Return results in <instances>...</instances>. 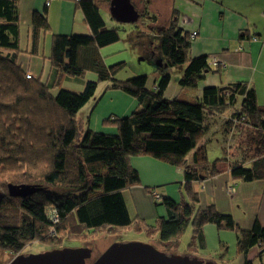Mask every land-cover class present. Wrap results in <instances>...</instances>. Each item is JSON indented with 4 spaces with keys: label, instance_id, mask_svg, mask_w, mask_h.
I'll return each instance as SVG.
<instances>
[{
    "label": "trees",
    "instance_id": "obj_1",
    "mask_svg": "<svg viewBox=\"0 0 264 264\" xmlns=\"http://www.w3.org/2000/svg\"><path fill=\"white\" fill-rule=\"evenodd\" d=\"M75 1L90 34L53 35L48 57L51 69L65 77L91 71L99 82L109 83L107 90L124 93L138 106L126 117L103 121L105 127L116 130L115 134L97 133L82 125L78 114L95 95L97 84L86 82L81 93L59 89L52 94L49 83H41L32 73L26 78L29 72L17 64L18 6L14 0H0V250L19 255L35 241L58 245L64 237L78 239L85 232L130 227L123 194L140 184L130 159L146 156L180 168L184 180L177 203L152 194L166 215L154 228L143 219L137 220V230L158 234L161 242L171 243L177 242L190 224L192 242L202 246L203 227L211 224L236 234L240 255L246 257L253 248L264 255V227L255 221L249 230H242L230 214L218 212L214 205L201 209L194 189L196 183L226 172L234 181L264 182V106L258 105L255 91L238 82L204 89L200 96L169 100L163 96L168 74L154 89H146L143 76L117 80L114 75L124 63L106 66L99 50L118 42V31L106 28L93 0ZM48 29L46 11L34 12L32 54L37 55L40 36ZM160 31L153 50L166 65L161 68L181 69L178 83L182 92L195 91L205 74L217 72L208 56L190 57L188 35L177 27L175 13L169 26ZM228 109L227 132L247 128L256 132L257 141L263 140L248 167L245 159L209 162L207 158L203 139L213 130L209 122ZM9 184L41 190L13 198L7 194ZM146 191L151 194V190ZM50 230L55 237L49 236Z\"/></svg>",
    "mask_w": 264,
    "mask_h": 264
},
{
    "label": "crops",
    "instance_id": "obj_2",
    "mask_svg": "<svg viewBox=\"0 0 264 264\" xmlns=\"http://www.w3.org/2000/svg\"><path fill=\"white\" fill-rule=\"evenodd\" d=\"M14 1L17 3L19 12V45L22 34L21 26L24 25L28 42L26 47H30L31 19L34 12L46 11L50 18L58 19L60 25L57 33L60 35H72L78 31L85 35L90 34V28L75 0H54L48 6H45L46 0ZM93 1L98 7L96 1ZM98 9L100 12L99 7ZM263 9L264 0H173L172 13L176 15L177 27L188 35L190 57L206 55L210 64L217 63V67L213 69L217 72H223V75H219L218 79L209 78L216 73L210 72V74L204 75L203 80L212 79L214 81L211 82L212 86L217 88L243 82L250 89L251 85L254 86L255 80H264ZM104 10L109 11V8ZM75 17L80 20L77 25L74 24ZM193 32H196L197 35L191 38L190 35ZM155 37L154 35L149 37L150 45H153ZM43 42L39 43L37 55L40 51L45 52L47 42L46 40ZM28 57L35 60L37 58L32 55H28ZM17 64L20 65L18 59ZM48 65L50 67V64ZM25 71L32 73L27 69ZM32 75L34 74L32 73ZM197 88H199L198 85ZM197 88L196 95L193 96L201 95L202 90ZM112 95H115L118 100L128 99L118 91ZM100 100L102 97L95 101L93 109ZM128 101H130V106L134 111L138 106L137 102L133 98ZM130 108H128L127 115H124L125 117L128 116ZM86 119L85 122L82 119L83 125L91 129V120L86 121ZM86 122H88L87 125ZM214 132V130L209 131L203 141L207 143L214 141L215 145L218 144L222 147L223 139L216 136ZM235 160L234 162H239V160ZM251 161V159H246L243 162L248 167ZM130 165L137 171L140 179L138 186L127 190L130 191V195L136 203L137 196H141V203H149L153 196H150L151 194L166 196L175 202L180 201L181 185L184 180L180 168L172 167L146 156L131 158ZM229 186H233L232 191H230ZM146 189L151 190V194ZM194 189L198 193L201 209L214 205L218 212L230 214L242 230H249L255 221L264 227L263 181H234L226 172L201 183H196ZM123 196L126 203L125 192ZM126 206L129 212L127 203ZM137 216L141 217L140 214ZM202 231L203 245L200 246L195 241H191L189 244L188 250L196 258L211 261L214 264H252L257 259L262 263L264 262V255H259L258 248L251 249L246 257L240 255L237 252L236 234L234 232L218 230L211 224L205 225Z\"/></svg>",
    "mask_w": 264,
    "mask_h": 264
},
{
    "label": "rangeland",
    "instance_id": "obj_3",
    "mask_svg": "<svg viewBox=\"0 0 264 264\" xmlns=\"http://www.w3.org/2000/svg\"><path fill=\"white\" fill-rule=\"evenodd\" d=\"M100 8V14L106 24L108 30L115 29L119 34V41L103 47L99 50L100 56L103 59L106 66H113L118 63H124V66L119 69L114 78L117 80H127L137 76L145 77V87L146 89H154V87L159 83L160 79L164 75H169V83L164 90L163 96L165 99H176L180 96L194 97L196 95V90H186L182 92L179 86V79L181 77V69L176 68L173 71L167 68H161L157 65L158 61L162 62L160 55L156 50H153L157 46V39L151 44L149 39L150 36L154 37L161 34L160 29L167 28L173 17L172 13V3L173 0H130L134 8L139 13V19L133 24H123L116 22L110 15L108 10L109 0H95ZM47 21L49 29L46 33L40 36V43L46 40L45 52L40 51L38 55L31 53V48H27V34L25 32V26H21V43L17 52V59L19 64L22 66L23 70L31 71L41 83H49L50 92L56 94L59 89H64L73 93H81L86 82L91 81L97 84L95 95L90 99V101L80 110L78 114V119L81 121L85 119L91 121V129L97 133H108L115 134L116 130L113 127H105L103 121L110 119L111 117H125L127 115L128 108H130V113H132V106H130L131 97L124 94L128 99L118 100L112 93L116 92L114 90H107V82H99L98 77L95 73L87 70L77 77H65L61 74L53 72L49 67V61H47L50 55V40L53 35H57V30L60 22L56 18H50L47 14ZM79 19L74 18V24L79 23ZM156 32V33H155ZM83 32H76L77 35H84ZM150 34V35H149ZM153 34V35H152ZM46 38V39H45ZM156 38V37H155ZM264 38V35L262 36ZM44 43V42H43ZM31 45V43H30ZM28 55L37 57L29 58ZM48 62V63H47ZM177 71V72H176ZM207 74H210L207 73ZM219 75H223V72H216L215 75L211 77L219 78ZM214 81L212 79H200L197 83L199 88L197 89H207L213 88ZM256 85V86H255ZM256 93L257 103L259 106H264V80H255L254 86H250ZM198 90V91H199ZM200 90V91H201ZM109 94V95H108ZM100 97L102 100L99 101L98 105L95 106V101ZM129 104V105H128ZM128 107V108H127ZM127 108V110H124ZM230 110L222 117H218L215 121L211 120L209 126L213 128L216 136L223 139L222 147L218 144L215 145L214 141L207 143V158L209 162H213L217 159H227L232 161V159L242 160V159H252L259 154V147L261 142L257 141V136L255 131L251 129H242L239 131V127L229 130L231 135L229 136L227 132L226 118H229ZM90 115V116H89ZM208 121V118H206ZM88 122H86L87 125ZM246 131V132H245ZM226 136L222 137V134ZM219 139V138H218ZM225 139V140H224ZM202 141H199L201 143ZM227 142V143H226ZM129 190V189H128ZM127 191V190H126ZM125 191L126 203L129 208V216L132 220V224L128 228H112V230H102L93 233L85 232L82 233L81 237L78 239L64 237L63 241L56 245L54 243H47L42 241H35L25 246L20 254H38L47 252L54 249L61 248H89L91 250V257L86 260V264H92L111 244L113 243H144L153 246L158 251L169 255L177 256H188L195 257L189 252V244L191 243V225L189 224L185 231L178 238V242L163 243L159 239L158 234H147L144 231H139L136 229L137 220L143 219L144 223L150 228L156 226V222L160 217L166 215L165 208L157 202L152 194L150 196V202L145 204L140 202V197L137 196V203L133 200L130 195V191ZM140 195V194H139ZM177 203V202H176ZM138 204V206H137ZM139 207V208H138ZM140 214V216H137ZM197 245V244H196ZM18 255V254H17ZM17 255H13L7 251L0 250V264H9V262ZM202 260V259H201ZM207 261V260H202ZM252 264H264L260 262L259 259L254 261Z\"/></svg>",
    "mask_w": 264,
    "mask_h": 264
},
{
    "label": "water",
    "instance_id": "obj_4",
    "mask_svg": "<svg viewBox=\"0 0 264 264\" xmlns=\"http://www.w3.org/2000/svg\"><path fill=\"white\" fill-rule=\"evenodd\" d=\"M109 13L118 23L133 24L140 15L130 0H110ZM158 66L163 65L161 61ZM41 189L31 185L7 186L10 197L25 198ZM91 257L89 248H61L38 254L15 256L9 264H86ZM92 264H214L196 257L169 256L144 243H113Z\"/></svg>",
    "mask_w": 264,
    "mask_h": 264
},
{
    "label": "built area",
    "instance_id": "obj_5",
    "mask_svg": "<svg viewBox=\"0 0 264 264\" xmlns=\"http://www.w3.org/2000/svg\"><path fill=\"white\" fill-rule=\"evenodd\" d=\"M52 1H54V0H46L45 6H48ZM262 16L264 18V9H263V12H262ZM196 35H197V33L196 32H193V33H191L190 37L191 38H194ZM212 65L215 66V65H217V63L216 62H213ZM30 77H31V73H27L26 74V78H30ZM229 189H230V191H232V186H229ZM155 197H157V195H155ZM52 221H53V223H56V221H57L56 220V217H53L52 218ZM49 236H52V237H55L56 236L53 230H50L49 231Z\"/></svg>",
    "mask_w": 264,
    "mask_h": 264
}]
</instances>
